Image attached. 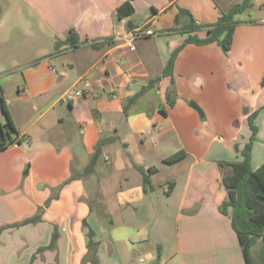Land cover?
I'll use <instances>...</instances> for the list:
<instances>
[{
	"label": "crops",
	"instance_id": "obj_1",
	"mask_svg": "<svg viewBox=\"0 0 264 264\" xmlns=\"http://www.w3.org/2000/svg\"><path fill=\"white\" fill-rule=\"evenodd\" d=\"M220 2L225 7L215 0H0V74L7 67L21 72L16 91L8 95L2 86L0 97L9 98L25 137L0 149V264H93L83 262L89 242L84 220L99 243V264H145L142 254L148 249L154 264H162L171 242L170 264H246L231 207L228 214L219 207L227 199L224 176L232 173L225 162L243 160L235 144L242 149L250 137L249 114L260 110L257 125L264 115V48L259 54L260 30L253 29L264 28V16L242 17L250 8L236 15L228 53L216 42L185 45L175 61L172 106L167 99L171 76L163 75L172 52L189 35L209 34L184 29L181 22L191 18L177 22L180 8L188 9L195 22L212 24L234 5ZM141 28L150 33L129 40ZM71 29L76 46L67 41ZM228 91L249 111L237 127L221 114L232 132L226 144L213 133L225 126L207 102L223 110L219 101ZM13 102L21 103L22 113L32 104L38 115L31 125L19 127ZM35 124H41L39 131L31 130ZM258 141L255 169L264 163V149L256 154ZM99 142L94 169L82 174ZM29 143L35 147L32 157ZM180 150L183 158L165 161ZM143 173L151 186L144 185ZM72 174L82 175L62 185ZM167 206H178L175 241L164 235L152 239L151 224L143 219L152 216L165 226ZM38 214L34 222L15 225ZM54 230L56 245L41 249ZM259 250L258 242L253 257Z\"/></svg>",
	"mask_w": 264,
	"mask_h": 264
},
{
	"label": "trees",
	"instance_id": "obj_2",
	"mask_svg": "<svg viewBox=\"0 0 264 264\" xmlns=\"http://www.w3.org/2000/svg\"><path fill=\"white\" fill-rule=\"evenodd\" d=\"M253 1L254 0H242L239 3H235L228 11L223 12L219 19L212 24L197 23L188 9L180 8L176 17L177 22L185 15H188L191 18V22L188 24L181 22L184 29L188 31L206 29L209 34L206 37H200L197 33L189 35L187 39L172 52L171 57L163 70V75L171 76V88L167 91V99L171 106L174 105L176 98L174 78L175 61L181 49L189 43L205 45L216 42L223 48L225 53H228L233 45L235 29L239 23V20L236 19V15L241 14L250 8ZM130 7L133 11L131 5ZM122 12H124L123 9H121V13ZM73 33V29L68 33L67 41L70 44L69 46L77 45V41L73 39ZM56 48L58 49V42H56ZM159 79L160 77L151 80L150 85ZM147 88L148 86L144 89ZM139 95L140 94H137L131 98L129 103L134 102ZM1 110L5 115L6 121L0 122V149L8 147L15 141L22 143L25 140V137L20 135L7 100L3 94L1 95ZM124 110L125 114H127L128 107L125 106ZM259 113L260 110L257 109L249 114L248 122L251 134L243 148L240 149L239 144H235V148L237 151L241 152L243 160L239 162H225L227 165L231 166L232 173L224 176L223 180L227 190V199H225L219 207L220 210L226 214L229 213V208L231 207L230 214L232 225L237 233L239 242L243 247L246 264H256L252 254V248L258 242L260 243L258 256L262 261V264H264V163L256 169L252 166L253 146L259 131V127L255 120ZM101 144L102 143L99 142L96 146L95 152L82 174H88L94 169L100 154ZM184 156L185 152L180 150L165 158V161L174 162ZM150 169H152V167ZM82 174H72L62 185L76 179ZM143 182L145 186L152 185L149 174L143 173ZM48 204L49 200H47L45 205ZM38 219H40L39 214L36 216H28L15 225L34 222ZM84 225L88 227L89 242L88 253L84 257L83 262L91 261L93 264H99L97 259V247L99 243L94 239L95 232L89 226L87 220H84ZM58 237V232L54 230L50 244L41 249L53 248L56 245Z\"/></svg>",
	"mask_w": 264,
	"mask_h": 264
},
{
	"label": "rangeland",
	"instance_id": "obj_3",
	"mask_svg": "<svg viewBox=\"0 0 264 264\" xmlns=\"http://www.w3.org/2000/svg\"><path fill=\"white\" fill-rule=\"evenodd\" d=\"M220 7H225V4H222L220 1L221 0H215ZM238 0H231L232 3H237ZM264 0H256L255 1V6L250 8V10L248 12H244L242 17H247L249 14L253 15V17L257 18V17H262L264 16ZM246 21V20H245ZM261 24L258 23L257 26H259ZM253 29H259V33H256V39L257 42L260 44V49H259V54H261L262 49L264 48V28H260V27H256ZM5 70H7L8 72H4L0 74V90L2 89L1 87L3 86V88H6L7 93H9L8 95H10V90H15L16 91V87L20 81L21 78V72L20 71H16L18 70V68H11V67H7ZM13 74H16V78L15 80H13L14 76ZM17 79V80H16ZM234 84L230 85V87H233ZM234 88L237 87L234 86ZM1 99V97H0ZM6 100L9 102V98ZM221 104H223L224 109L223 110H219L217 103L214 104V102H207V107L208 109L212 112V115L214 117V114L216 112V118L218 119V121H220V118L222 117L221 114H223V119L226 122L227 120H229L230 118L232 119V123L231 125H233L234 127L238 126V122L241 119V116L244 114V110L246 108V106H243L242 104L238 105L237 101H236V97L234 92L228 91L226 92V94L222 95V98L219 101ZM13 111L16 114V119H17V123L19 125V127L21 128H26L29 125H31L34 121V119L37 117L38 113L36 111L33 110L32 108V104H29L28 107H25L26 113H22L20 110L23 106H21L20 102L17 103H12L11 104ZM65 106H67V103H65ZM28 108V109H27ZM57 111H61V105L59 104L56 108ZM21 113V114H20ZM23 114V115H22ZM66 118H68V116H66ZM50 119V118H49ZM48 117L42 120V124H46L49 122ZM67 120H72V118L69 116V118ZM6 121L5 115L3 114L2 110H1V101H0V122H4ZM72 122V121H71ZM221 122V121H220ZM73 123V122H72ZM222 123V122H221ZM223 124V123H222ZM41 124H35L32 127V131H39L41 126ZM223 126H225L223 124ZM258 127L260 128V137H259V131L257 134V138H259V141L256 145L257 150H256V154L257 156H260V154H262V150L264 149V115L263 117L259 120L258 123ZM78 134H79V128H77ZM214 134H217L218 136H222L226 139V144H229L230 141V133H232L230 131V128L226 127L225 128H218V130H216L215 132H213ZM52 140H50L48 142L49 145H52ZM28 147H31L30 150V157H32L33 153H34V146H30V143L28 144ZM54 166V165H53ZM55 167V166H54ZM25 169H28V164H26ZM167 188L168 185H167ZM177 208L178 206H167L168 209V213L165 216V226H158L160 223L156 224V222L154 221V218L148 217V218H144L143 221H149L151 226H149V230L151 233V238L152 239H156L159 238V240L163 239V235L166 238H169L170 240H172L173 238H176V231H177V224H176V214H177ZM174 240V239H173ZM175 241V240H174ZM169 245L172 247V249L175 246V243L172 242L171 243H167L168 249H166V252L164 254V256L159 260V262L164 261L162 264H170V261H168V253H170V251H168L171 247H169ZM149 252H151L150 249H148L144 254H142V256L146 259L145 264H154L153 258H150L149 256H147V254H149ZM254 260L256 262V264H262V261L260 260L258 254L254 256Z\"/></svg>",
	"mask_w": 264,
	"mask_h": 264
},
{
	"label": "built area",
	"instance_id": "obj_4",
	"mask_svg": "<svg viewBox=\"0 0 264 264\" xmlns=\"http://www.w3.org/2000/svg\"><path fill=\"white\" fill-rule=\"evenodd\" d=\"M147 33H150V31H148V30H144V29H137V31H135L134 33H132L130 36H129V40H132V41H134L136 38H138V37H142V36H144L145 34H147ZM130 46L134 49L135 48V46H134V44L131 42L130 43ZM70 49H72L71 47H70ZM141 261H144V259L143 258H141Z\"/></svg>",
	"mask_w": 264,
	"mask_h": 264
},
{
	"label": "water",
	"instance_id": "obj_5",
	"mask_svg": "<svg viewBox=\"0 0 264 264\" xmlns=\"http://www.w3.org/2000/svg\"><path fill=\"white\" fill-rule=\"evenodd\" d=\"M262 84L264 85V78H263V82H262ZM190 105H191L193 108H195V109L201 114V116L204 115V112H203L202 108H201L196 102L191 101V102H190ZM248 111H249L248 108H245V112L248 113Z\"/></svg>",
	"mask_w": 264,
	"mask_h": 264
}]
</instances>
